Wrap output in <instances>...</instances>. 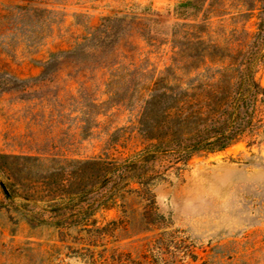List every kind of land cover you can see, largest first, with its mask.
Segmentation results:
<instances>
[{
  "label": "rangeland",
  "instance_id": "obj_1",
  "mask_svg": "<svg viewBox=\"0 0 264 264\" xmlns=\"http://www.w3.org/2000/svg\"><path fill=\"white\" fill-rule=\"evenodd\" d=\"M183 1L0 0V264H264L262 96L228 148L188 161L150 159L141 197L119 203L136 211L127 236L111 223L117 209H99L96 225L78 227L71 212L70 220L50 212L86 187L89 160L114 166L146 147L138 120L167 79L172 52L164 38L150 44L141 32L153 20L173 25ZM223 3L220 14L206 13L211 38L223 48L246 46L264 89V5L239 17L238 0ZM99 29L114 35L104 53ZM194 76L185 70L183 81ZM135 181L122 192L138 189Z\"/></svg>",
  "mask_w": 264,
  "mask_h": 264
},
{
  "label": "trees",
  "instance_id": "obj_2",
  "mask_svg": "<svg viewBox=\"0 0 264 264\" xmlns=\"http://www.w3.org/2000/svg\"><path fill=\"white\" fill-rule=\"evenodd\" d=\"M223 1H183L177 6V21L173 25L165 27L153 20L150 29H142L141 34L148 43L155 44L164 38L172 52L171 65L165 71L167 79L161 80L163 84H155L138 120V131L146 147L132 160L114 166L105 165L101 159L89 160L86 165L91 173L86 187L76 186L53 205L50 212L54 220H70L66 212H71L70 225H96L94 216L99 209H117L119 220L111 223L116 225L118 233L127 236L133 230L136 211L131 208L128 211L119 203L126 204L129 197H141L147 188L143 181L144 168L151 158L173 154L188 161L200 152L224 150L246 132L252 124L258 98H264V89L255 79L246 46L223 48L211 38L212 23L206 13L220 14L225 7ZM238 2L239 17H245L246 10L253 11L257 3L264 5V0ZM117 28L121 29L122 25ZM97 31L100 37L96 47L104 53L112 48L109 39L114 35L106 29ZM185 70L195 74L186 83L183 81ZM129 179L139 180L135 181L139 188L122 192L124 182ZM2 193L6 201L14 198L7 185L2 184ZM67 202L76 204L72 211L67 210ZM83 203H87L86 209ZM151 224L146 223L145 230Z\"/></svg>",
  "mask_w": 264,
  "mask_h": 264
}]
</instances>
